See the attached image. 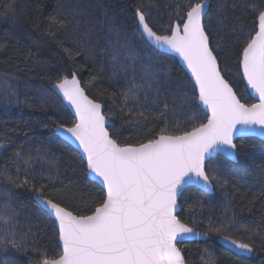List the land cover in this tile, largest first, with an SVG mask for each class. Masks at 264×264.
<instances>
[{
  "label": "trees",
  "instance_id": "16d2710c",
  "mask_svg": "<svg viewBox=\"0 0 264 264\" xmlns=\"http://www.w3.org/2000/svg\"><path fill=\"white\" fill-rule=\"evenodd\" d=\"M195 2L0 0V264L41 263L62 254L57 224L37 196L57 203L63 198L87 214L104 191L88 178L80 152L57 134L59 125L77 122L52 89L64 76L75 72L87 94L104 105L111 137L122 145L207 122L190 75L177 57L156 50L137 31L135 16L139 7L149 26L167 35L170 22ZM262 5L211 0L204 22L214 52L220 46L224 77L247 105L256 100L239 52L258 30L256 8ZM131 91L137 98L125 103ZM236 145L237 162L218 155L207 163L213 193L189 187L182 194L178 217L203 236L177 243L185 264H264V141L241 138ZM9 176H27L30 183ZM222 239L249 243L253 251L240 253Z\"/></svg>",
  "mask_w": 264,
  "mask_h": 264
},
{
  "label": "snow or ice",
  "instance_id": "6c2138e0",
  "mask_svg": "<svg viewBox=\"0 0 264 264\" xmlns=\"http://www.w3.org/2000/svg\"><path fill=\"white\" fill-rule=\"evenodd\" d=\"M184 8V15H177L170 22L166 29L169 34L158 35L138 7L137 31L183 57L198 85L199 101L211 111L206 123L190 130L178 129L179 134L175 135L161 129L144 142L122 145L109 135L102 104L85 95L75 72L71 78L64 76L53 85L78 115L72 127L58 128L83 147L87 168L102 179L104 191L98 202L84 209L87 214L65 205L63 198L58 203L44 200L58 224L62 254L45 258L41 264H184L175 241L194 230L175 214L179 190L193 175L206 185L213 183L214 174L205 171V159L221 148L235 149L236 125L264 126V5L256 8L258 30L254 36L249 34L239 52L243 76L259 95V103L251 105L240 101L221 74L217 59L220 46L214 52L203 22L207 0ZM115 47L109 44L110 49ZM136 98L131 91L125 103ZM7 178L13 183H30L27 176L23 181ZM216 180L223 182L218 177ZM11 243L21 247L15 240ZM232 243L241 250L252 251L249 243Z\"/></svg>",
  "mask_w": 264,
  "mask_h": 264
},
{
  "label": "water",
  "instance_id": "95a60500",
  "mask_svg": "<svg viewBox=\"0 0 264 264\" xmlns=\"http://www.w3.org/2000/svg\"><path fill=\"white\" fill-rule=\"evenodd\" d=\"M210 5H211V0H207V9H206V15L204 17V20L203 22H205V18L210 10ZM146 38V37H145ZM147 39V38H146ZM147 41L158 51L160 52H163V53H166V54H169V55H172V56H175L179 59L181 65L184 67V69L187 71V73L190 75V77L192 78L193 82L195 83L196 87H197V91L199 92V88H198V85L196 84V81H195V77L193 76L192 72H191V69L188 67L186 61L183 59V57L178 53V52H175L174 50H172L171 48H168L167 46H160V45H157L155 44L154 41H151L149 39H147ZM210 46H211V41H210ZM218 59V58H217ZM219 62V60H218ZM220 64V63H219ZM220 69H221V66H220ZM242 73H243V69H242ZM221 74L223 75L222 71H221ZM224 76V75H223ZM78 78V77H77ZM225 78V77H224ZM79 79V78H78ZM226 79V78H225ZM227 80V79H226ZM244 80H245V83L247 85V88L250 92V94L253 96V98L256 100V103H259V95L258 93L255 92L254 89H252L248 83H247V80L246 78L244 77ZM80 81V80H79ZM230 84V83H229ZM231 85V84H230ZM80 86L83 88L82 84H81V81H80ZM232 86V85H231ZM233 88V86H232ZM52 89L58 94V91L56 89H54V87L52 86ZM84 89V88H83ZM233 90L235 91V89L233 88ZM84 92H85V95L88 96L89 99H92L86 92V90L84 89ZM236 93V91H235ZM62 100L65 102L66 106L69 108V110L71 111V113L73 114L74 118L78 121V115L75 111V108L74 106H72L66 99L63 98L62 96V93L58 94ZM237 95V93H236ZM238 97V95H237ZM239 98V97H238ZM240 99V98H239ZM93 100V99H92ZM95 101V100H94ZM241 101V100H240ZM97 102V101H96ZM242 102V101H241ZM99 103V102H98ZM243 103V102H242ZM199 104L202 106V108L208 113V115L210 116L211 115V111L210 109L208 108L207 105L203 104L202 102L199 101ZM102 114L105 116V107L104 105L102 104ZM106 118V123H105V127L109 133V135L111 136L110 134V131H109V126L111 125V121L105 116ZM65 127V126H64ZM67 128V127H65ZM57 134L64 140L66 141L67 143H69L71 146H73L75 149H77L80 154L82 155V157L84 158L85 162L87 161V155L86 153L84 152V149L83 147L79 144V142L77 140H75L74 138H72L70 136V134H67L63 129H57ZM249 137H256L262 141H264V126H261L259 124H254V125H241V124H238L236 125V129L234 130L233 132V143L235 144V149H231V150H224L223 148L215 151L212 153V155L210 157H206L205 159V171L207 172L206 170V167H207V163L209 162V160H211L212 158H215L217 157L218 155H223L224 157H226L227 159H229L230 161L232 162H237L238 160V153H237V145H236V142L238 139H241V138H249ZM88 169V168H87ZM88 178L98 184H100L103 188H104V185H103V182H102V179L96 175L95 173H92L90 169H88ZM189 187H196L198 189H201L203 190L204 192L208 193V194H211L214 192V186L213 184H211L210 186L209 185H206L202 180H200L199 178L195 177L194 175L192 176V179L189 181V183L187 184H184L181 189L179 190L178 194H177V210H176V216L178 217V214L181 210V207H180V199L182 197V194L184 193V191L189 188ZM47 199V198H44V197H41V196H37L36 197V201L39 203V205H41L50 215L51 217L55 220V217L52 215V212H51V209L48 207V205L46 203H44V200ZM55 202V201H53ZM179 218V217H178ZM56 222V220H55ZM183 223V222H182ZM57 224V222H56ZM57 227H58V224H57ZM189 227V226H188ZM191 228V227H190ZM200 238H203L202 234L197 232V231H193L192 233H188V234H182L180 235L177 240L175 241V244H176V247L178 248L177 246V243L179 242H182V241H188V240H196V239H200ZM60 247L62 249V241H60ZM179 249V248H178ZM180 250V249H179ZM181 252V251H180ZM182 255V253H181ZM183 257V255H182ZM184 260V258H183ZM31 264H41V263H31ZM185 264V262H184Z\"/></svg>",
  "mask_w": 264,
  "mask_h": 264
},
{
  "label": "rangeland",
  "instance_id": "374dc122",
  "mask_svg": "<svg viewBox=\"0 0 264 264\" xmlns=\"http://www.w3.org/2000/svg\"><path fill=\"white\" fill-rule=\"evenodd\" d=\"M222 240L227 246L233 248L234 250H236L240 253L251 254L253 251V250L252 251H244V250L239 249L235 244L232 243V240H229V239H222Z\"/></svg>",
  "mask_w": 264,
  "mask_h": 264
}]
</instances>
